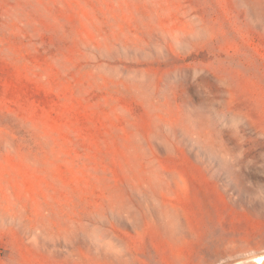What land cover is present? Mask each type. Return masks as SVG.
Listing matches in <instances>:
<instances>
[{
    "label": "rangeland",
    "instance_id": "1",
    "mask_svg": "<svg viewBox=\"0 0 264 264\" xmlns=\"http://www.w3.org/2000/svg\"><path fill=\"white\" fill-rule=\"evenodd\" d=\"M261 255L264 0H0V264Z\"/></svg>",
    "mask_w": 264,
    "mask_h": 264
},
{
    "label": "bare ground",
    "instance_id": "2",
    "mask_svg": "<svg viewBox=\"0 0 264 264\" xmlns=\"http://www.w3.org/2000/svg\"><path fill=\"white\" fill-rule=\"evenodd\" d=\"M256 264H263L264 263V256H257L254 260H253Z\"/></svg>",
    "mask_w": 264,
    "mask_h": 264
}]
</instances>
